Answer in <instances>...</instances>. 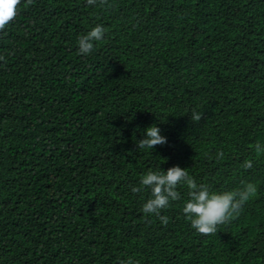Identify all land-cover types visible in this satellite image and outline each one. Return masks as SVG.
I'll return each instance as SVG.
<instances>
[{
  "label": "trees",
  "instance_id": "trees-1",
  "mask_svg": "<svg viewBox=\"0 0 264 264\" xmlns=\"http://www.w3.org/2000/svg\"><path fill=\"white\" fill-rule=\"evenodd\" d=\"M98 24L104 39L79 55ZM152 125L167 144L138 149ZM257 143L264 0L22 3L0 33V264H264ZM173 166L211 192L251 182L257 193L204 236L183 214L182 185L164 225L142 211L150 190L131 187Z\"/></svg>",
  "mask_w": 264,
  "mask_h": 264
},
{
  "label": "clouds",
  "instance_id": "clouds-1",
  "mask_svg": "<svg viewBox=\"0 0 264 264\" xmlns=\"http://www.w3.org/2000/svg\"><path fill=\"white\" fill-rule=\"evenodd\" d=\"M33 4V0H0V33H6L7 26L17 17L19 6ZM89 6L105 5L107 0H87ZM107 29L98 24L87 34L78 37V54L82 56L90 55L97 42L104 39ZM203 118L202 112L193 110L191 119L198 123ZM138 149H147L151 152L156 146L167 144V137L161 135V129L155 125L145 130L143 139L136 142ZM257 155L264 154V144L257 143L254 146ZM207 155V154H206ZM222 151L216 154L217 159H222ZM242 167L251 169L253 162L244 161ZM188 189V200L184 203L183 214L191 224V227L204 236L216 235L222 225H226L236 219L242 212L246 203L257 193V187L251 182H242V186L235 190L211 192L207 185L197 184L194 177L189 174L188 169L173 166L167 171L148 170L139 181V186L131 187L133 193H140L150 190L151 197L143 204L142 211L147 215H155L159 220L167 225L169 217L161 215L163 210L170 207L172 202L181 199V194L177 189L180 186ZM120 264H139L132 258L121 261Z\"/></svg>",
  "mask_w": 264,
  "mask_h": 264
}]
</instances>
